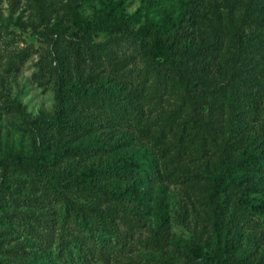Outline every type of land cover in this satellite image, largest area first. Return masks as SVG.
<instances>
[{
  "label": "rangeland",
  "instance_id": "obj_1",
  "mask_svg": "<svg viewBox=\"0 0 264 264\" xmlns=\"http://www.w3.org/2000/svg\"><path fill=\"white\" fill-rule=\"evenodd\" d=\"M118 1L45 0L43 21L37 0H0V161L8 148L30 158L35 142L44 154L37 171L5 170L0 264H264V167H242L241 184L209 197L228 158L264 143V0H201L188 26L174 27L173 48L197 49L187 71L207 90L195 105L173 72L150 64L154 36L137 34L175 18L180 0H129L95 50L78 43L76 13L106 23ZM57 24L65 35L50 33ZM60 74L64 123H41L56 111ZM65 171L94 177L68 189ZM2 173L0 164V182ZM249 187L256 210L239 201ZM80 206L100 212L85 226Z\"/></svg>",
  "mask_w": 264,
  "mask_h": 264
},
{
  "label": "trees",
  "instance_id": "obj_2",
  "mask_svg": "<svg viewBox=\"0 0 264 264\" xmlns=\"http://www.w3.org/2000/svg\"><path fill=\"white\" fill-rule=\"evenodd\" d=\"M129 0H119L116 4L111 5L109 12L107 13L106 23H100L95 19L88 20L81 13H76V24L78 30L81 33L78 43L88 48L89 50H95L96 44L94 42L95 35L99 33H109L116 25L123 19L119 15V7L124 5ZM201 0H180L179 11L175 18H166L161 26H156L151 20H148L143 26L139 28L137 34L150 33L153 37V43L151 46L145 49V53L151 65L154 67L164 70L171 71L177 76V78L185 84V86L192 90L193 94L191 97L192 104L195 103L202 97L201 92L206 91V84L203 80L193 76L187 71L189 65V59L196 54L197 49L192 45L188 44L187 41H179V47L173 48L174 41L170 40L173 35V29L175 26L185 28L192 21V16L195 12L196 7ZM39 7V14L42 20L45 19L46 15V4L45 0H37ZM21 23V22H20ZM51 34L65 35V31L60 24H57L50 30ZM264 40V34L262 35ZM60 83L57 91V106L53 117L46 118L41 117L39 121L44 124L62 125L64 123L65 114L68 111L69 100L67 96L68 89L61 84L63 79L62 74L59 75ZM199 125V121L195 120ZM248 154L240 159H227L222 168L216 172L212 177V190L209 197L212 199L220 191L223 190L227 184H241L244 179V173L241 171L242 167L249 166L259 170L264 167V143L260 147H253L247 150ZM43 146L39 142L33 144L32 155L30 158L24 156L22 150H14L8 148L6 155L1 159L0 164L2 167V181L0 182V193L7 191V184L4 181L5 170L10 166H16L24 171H37L43 166ZM62 175L66 178L65 185L68 189H85L89 185L94 177V172L89 171L88 173H81L78 176H74L72 171H65ZM132 192L139 194V187L134 185L131 188ZM252 188L249 187L242 194L239 201L241 203L248 204L252 209H258L257 204L253 201ZM105 194L110 199H115L118 195L114 192H107ZM213 201L212 207V218L214 226L218 228L219 225V203ZM100 210L97 208H86L80 206L77 208V216L80 222L86 226V216L92 213H99ZM108 239L100 238L99 246L105 248L108 246ZM236 232L233 230L230 235L229 245L230 248L237 244ZM190 254L193 257H202L205 254V250L202 246L190 245L188 247ZM214 257H218L217 252L214 253ZM214 258L212 261L215 264H235L225 263L216 261Z\"/></svg>",
  "mask_w": 264,
  "mask_h": 264
}]
</instances>
